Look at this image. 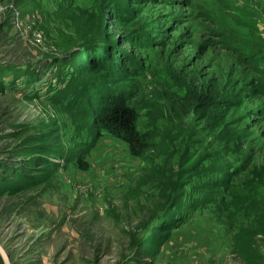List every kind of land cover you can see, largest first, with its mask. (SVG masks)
Instances as JSON below:
<instances>
[{"label":"rangeland","instance_id":"1","mask_svg":"<svg viewBox=\"0 0 264 264\" xmlns=\"http://www.w3.org/2000/svg\"><path fill=\"white\" fill-rule=\"evenodd\" d=\"M0 64L12 264H264V0H0ZM120 90L139 157L93 122Z\"/></svg>","mask_w":264,"mask_h":264},{"label":"trees","instance_id":"2","mask_svg":"<svg viewBox=\"0 0 264 264\" xmlns=\"http://www.w3.org/2000/svg\"><path fill=\"white\" fill-rule=\"evenodd\" d=\"M112 61L111 63L119 65L120 69L131 77L130 73L132 72H127L130 68L125 66L124 62L118 64ZM11 69H13L11 66L0 64V75L2 70ZM205 81L209 86L213 84V81L208 77ZM236 86L237 84L233 85L232 88L234 89ZM218 88L219 85L217 83L214 85V90ZM127 94L126 90H120L115 93L105 94V96H99L93 102L95 109L92 118L97 129L122 140L126 143L129 153L134 157H139L152 146V142L147 132L139 130L137 125L138 110ZM4 115L5 111L0 110V141H7L9 145L0 146V193L16 189V186L11 185H13L14 181H18V177H22V170L33 167L29 164L22 166V161L18 162V158L15 155L17 148H14L15 152L12 148L14 147L12 146V141L16 140V133L14 131H6L11 124L4 122ZM18 174L21 175L18 176Z\"/></svg>","mask_w":264,"mask_h":264},{"label":"water","instance_id":"3","mask_svg":"<svg viewBox=\"0 0 264 264\" xmlns=\"http://www.w3.org/2000/svg\"><path fill=\"white\" fill-rule=\"evenodd\" d=\"M0 257L4 264H12L9 258V251L0 243Z\"/></svg>","mask_w":264,"mask_h":264}]
</instances>
